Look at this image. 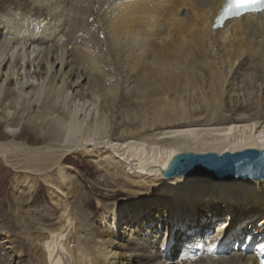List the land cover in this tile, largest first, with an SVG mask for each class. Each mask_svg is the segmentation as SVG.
Wrapping results in <instances>:
<instances>
[{
  "label": "bare ground",
  "instance_id": "1",
  "mask_svg": "<svg viewBox=\"0 0 264 264\" xmlns=\"http://www.w3.org/2000/svg\"><path fill=\"white\" fill-rule=\"evenodd\" d=\"M223 2L0 0V194L17 200L0 198V264H256L264 181L162 177L181 153L264 150V12L213 29ZM42 187L53 215L28 209ZM121 194L91 228V196Z\"/></svg>",
  "mask_w": 264,
  "mask_h": 264
},
{
  "label": "water",
  "instance_id": "2",
  "mask_svg": "<svg viewBox=\"0 0 264 264\" xmlns=\"http://www.w3.org/2000/svg\"><path fill=\"white\" fill-rule=\"evenodd\" d=\"M241 166H250L251 172L245 175V172L240 170ZM175 175L208 176L213 181L224 182L236 178L264 180L260 178L264 175V150L245 149L234 153L224 152L221 155L181 153L174 156L162 171V176L166 178Z\"/></svg>",
  "mask_w": 264,
  "mask_h": 264
},
{
  "label": "rangeland",
  "instance_id": "3",
  "mask_svg": "<svg viewBox=\"0 0 264 264\" xmlns=\"http://www.w3.org/2000/svg\"><path fill=\"white\" fill-rule=\"evenodd\" d=\"M97 5L96 4H90L89 6H86V7H88V10H87V8H86V10H85V12L87 13H89V16L87 15H85V18L86 19H88L89 17V19H91V16H92V13H93V15L95 14V10H96V7ZM90 7V8H89ZM94 9V10H93ZM91 10H93V11H91ZM88 19V20H89ZM92 24L94 25V27L96 28V26L97 25H95L96 24V20H94L93 21V19H92ZM97 28H96V30H95V33H94V37L97 39H100L99 41L100 42H104V38H103V36L101 37V35H98L97 34ZM98 36V37H97ZM102 39V40H101ZM102 43H100V44H102ZM70 49V48H69ZM83 56H84V54H83ZM237 87H235V89H236ZM228 91H229V89L227 90V93H228ZM264 93V92H263ZM263 104H264V102H263ZM263 104L262 105H260V108H262L263 107ZM255 105H253V107H254ZM262 106V107H261ZM262 114V115H261ZM235 116H234V114L232 113V112H230L229 110H225V112H224V114H223V116L221 117V120H224V119H233ZM259 117L260 118H264V112H261L260 111V113H259ZM154 153L150 150V149H146V156L148 155V156H151V155H153ZM142 157V159H144L143 157V155L141 156ZM84 161V160H83ZM85 163H84V167L85 168H80L79 166H75L74 165V167L73 168H75L76 169V171L78 172V174H79V179H78V181H79V185L81 184L82 185V190H83V193H86L87 192V190L89 189V186H90V184H92V183H95L96 182V180L97 179H99L100 178V174L98 173V172H95L94 174H93V176L92 177H89V176H87V175H85V171L87 172V170L88 169H94L95 170V168H94V166L93 165H90L89 163H88V161H84ZM163 177V176H162ZM181 177H184V176H181ZM10 178L11 177H8V180L10 181ZM164 178V177H163ZM184 178H187V177H184ZM164 179H167V178H164ZM188 179H209L210 181H212V182H220V183H225V182H223V181H213V180H211L208 176L207 177H200V178H188ZM233 180H236V179H233ZM232 181V180H231ZM250 181H252V180H250ZM258 181V180H257ZM260 181H264V180H260ZM230 182V181H229ZM226 183H228V182H226ZM98 193H100V194H104V191L103 190H101V189H99L98 190ZM7 197L9 200H10V204L7 206V207H5L4 206V210L5 211H12V210H14L15 209V206L17 205V200L16 199H14L13 198V192L9 189V188H6V190L5 191H3L1 194H0V198H3V197ZM120 196V197H119ZM118 197H116V198H111V199H105V198H100L99 196H91V198L89 199L90 200V203H91V206H90V209H87V212L86 211H84L85 212V217H88V224H90V226H91V228H100L99 226L100 225H102V223H104L106 220H107V215L105 214V212H104V209H103V206L104 207H107V206H117V205H125V204H127V203H129L131 200H132V197L133 196H129V195H124V194H121V195H119ZM37 198H38V200L36 201V202H34L28 209L30 210V213H33V212H39V211H42V212H44L45 211V213H47V214H50V215H53L54 214V211H53V207L51 206V201H50V199H49V196L46 194V188L45 187H42L41 188V190L38 192V195H37ZM11 208V209H10ZM220 208V207H219ZM84 210H86V209H84ZM88 211H89V213H88ZM87 214V215H86ZM9 216H10V214H8ZM33 215H35V214H33ZM8 216V217H9ZM90 217V218H89ZM103 217H105V218H103ZM106 219V220H105ZM104 220V221H103ZM258 221H259V219H257L256 220V222H255V229H256V224L258 223ZM90 222V223H89ZM1 224H0V228H8L7 227V225L4 223V221L3 222H0ZM4 224V225H3ZM247 226V225H246ZM161 228H163V226L161 227ZM112 229V228H111ZM14 231H16V232H14V233H18V228L17 227H15L14 228ZM163 231H164V228H163ZM3 238V236H0V243H1V239ZM20 242L22 243L23 242V240L21 239L20 240ZM3 245V244H2ZM4 246V245H3ZM23 264H27V258L26 257H23ZM3 264H6V262L5 263H3Z\"/></svg>",
  "mask_w": 264,
  "mask_h": 264
},
{
  "label": "snow or ice",
  "instance_id": "4",
  "mask_svg": "<svg viewBox=\"0 0 264 264\" xmlns=\"http://www.w3.org/2000/svg\"><path fill=\"white\" fill-rule=\"evenodd\" d=\"M234 4H235L238 14L241 12V10L264 12V0H234ZM240 170L244 171L245 175H248L251 172V167L241 166ZM260 178L264 179V175H262ZM214 247H215L214 245L209 246L208 251H213Z\"/></svg>",
  "mask_w": 264,
  "mask_h": 264
},
{
  "label": "clouds",
  "instance_id": "5",
  "mask_svg": "<svg viewBox=\"0 0 264 264\" xmlns=\"http://www.w3.org/2000/svg\"><path fill=\"white\" fill-rule=\"evenodd\" d=\"M6 131H9V132H11V131H12V129H6ZM17 131H18V129H17Z\"/></svg>",
  "mask_w": 264,
  "mask_h": 264
}]
</instances>
